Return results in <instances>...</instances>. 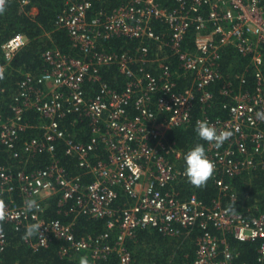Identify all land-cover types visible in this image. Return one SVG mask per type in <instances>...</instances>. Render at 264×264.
Instances as JSON below:
<instances>
[{"label": "built area", "instance_id": "1", "mask_svg": "<svg viewBox=\"0 0 264 264\" xmlns=\"http://www.w3.org/2000/svg\"><path fill=\"white\" fill-rule=\"evenodd\" d=\"M12 1L21 6L32 2L3 0L2 6ZM115 1V6L104 10L95 9L94 0H65L55 22L66 30L72 46L78 47L83 57H69L58 49L45 50L42 57L47 69L38 76L25 75L10 96L8 114L0 113V144L14 160L26 163L42 152L53 156L55 142L60 140L65 153L76 156L82 170L71 175L54 157L46 166L32 170L0 165V256L6 245L2 228L6 222L14 230H27L23 240L30 247H45L56 238L64 243L61 255L88 251L93 259L90 264H100L97 261L112 252L117 255V264H132L126 239L132 238L138 228L173 234L172 227L190 229L197 225L202 233L191 264H233L227 235L257 242V261L264 264V211L247 216L225 207L220 197L229 189L225 177H235L255 166L264 169V0ZM155 22L165 29L156 30ZM190 30L194 32L193 50L184 43ZM120 36L139 41L138 57L98 47L102 41ZM26 42L23 34L14 33L0 45L2 95L3 77ZM225 47L247 59L245 67L254 80L252 91L241 88L248 80L245 73H236L237 89L233 80L222 74L220 53ZM171 57L176 58L189 80V85L178 92L174 90ZM111 64L125 75L121 91L109 87L98 74L100 66ZM85 80L94 85L89 93L84 90ZM219 81L220 93L227 99L223 108L229 114L226 118H210L206 112L213 99L209 86ZM196 98L201 113L196 125L206 121L218 131L229 133L220 147L206 141L205 153L215 166L212 176L220 194L210 205L195 194L179 197L175 184L186 177L185 172L167 158L165 136L172 128L191 122ZM29 110L38 113L39 125L33 127L39 126L42 133L20 140V135L32 128L24 118ZM70 113L89 120L91 136L87 142L74 139L61 128L58 118ZM98 146L104 149L102 158L92 155ZM174 154L177 159L181 155L180 151ZM117 189L131 202L116 211L112 205ZM45 192L58 196V206L70 204L67 212L74 217L106 218L108 230L97 236L76 237L73 221L44 216ZM32 201L36 206L30 209L28 203ZM33 225H40V230L32 237L29 230Z\"/></svg>", "mask_w": 264, "mask_h": 264}, {"label": "trees", "instance_id": "2", "mask_svg": "<svg viewBox=\"0 0 264 264\" xmlns=\"http://www.w3.org/2000/svg\"><path fill=\"white\" fill-rule=\"evenodd\" d=\"M64 1L32 0L30 4L24 6H21L17 1H12L2 6L3 11H0V45L14 33L23 34L27 42L11 60L10 66L3 77L2 86H4L5 93L0 94L1 115L6 116L8 114L7 107L10 96L20 80L27 74L38 76L47 69L48 64L42 57L45 50L58 49L69 57H83V52L78 47L72 46L66 30L56 25L55 19L57 14L62 11ZM116 4L115 0H94L95 9L109 10ZM32 6L36 7V13L30 12ZM157 23L154 24L156 30L165 29ZM193 36L194 32L190 30L184 42L186 47L191 50H193ZM138 44L137 39L120 36L102 41L98 47H103V51L106 52L126 53L135 58L139 55L136 50ZM153 51L154 45H151L150 57L154 55ZM169 63L172 78L176 82L174 90L176 92L181 91L189 85V80L183 75L175 57H171ZM247 63V59L241 57L233 48L225 47L221 50L220 69L222 74L232 79L233 85L237 89L240 85L235 82L236 73H245L248 80L241 88H248L252 91L254 80L249 69L245 67ZM133 66L134 64H132V68ZM146 69L149 70V67L146 66ZM151 69L155 72V69ZM98 74L108 83L109 87L115 88L117 91L123 89L126 78L125 75L120 73L115 64L100 66ZM83 85L87 93L94 88V85L87 80L84 81ZM209 88L213 94V99L211 106L207 108V115L210 118H226L229 113L227 109L223 108V103L227 102V99L220 93L221 81L211 84ZM155 100L156 94L153 96L152 102L154 103ZM153 103L151 105L154 108ZM199 106L200 104L196 98L191 110V122L186 126L172 128L165 136V142L169 149L167 158L176 168L181 170L185 168L184 157L192 148L202 145L205 152L207 151L206 141L201 139L196 132L198 126L195 120L201 114ZM24 118L30 123L38 124L36 119L39 118V115L33 110H29L25 112ZM58 121L61 128L74 139L82 142H87L90 139L91 126L87 118L78 116L76 113H70L62 119L58 118ZM27 133L29 134L27 135ZM40 133L41 129L38 127L28 128L24 134L20 135V140ZM98 147L100 149L95 153V156L99 158L100 155V158H102L105 155L104 149L101 146ZM17 148H20V143L17 144ZM175 151H180L181 155L178 159L175 157ZM53 157L69 174L82 173L81 168L77 165L76 156L66 154L64 143L60 140L55 142L53 156L47 152L32 156L33 168L29 169L44 167L50 163ZM17 160L19 159L14 160L11 153L0 144V165L17 170ZM83 178L86 181L90 180V177L86 175H83ZM226 180L229 182V189L221 195L214 184L213 176L201 187L194 186L188 181L187 177H184L175 184V188L179 192L180 198L184 199L195 194L207 205L212 204L220 195L221 202L225 207L233 211L243 212L247 216H254L258 211H264V169L261 166L243 171L235 177H225ZM117 191L118 196L112 205L116 211L123 207V203L131 202L127 196H124V192L120 189H117ZM231 194L234 195L233 198ZM57 197V195H53L45 201L47 208L44 216L47 219L57 218L63 222L73 221V232L78 238L85 235V237L97 236L108 230L106 218L95 219L86 215L74 217V213L67 212L71 205L58 206ZM2 228L6 233V245L0 256V264H83L84 261L90 264L93 262L88 251H70L67 255H61L59 250L61 245L64 244L62 240L51 238L47 246L33 248L23 240V235L27 232L25 228L14 230L12 225L7 222L2 224ZM172 228L175 230L173 234L158 231L156 228H138L132 238L126 239V247L132 255V264H191L196 250L197 238L202 230L197 225L190 229L179 226ZM116 231L117 227L115 226L112 228V237L109 240L111 245H113ZM31 235L33 237V233ZM226 239L233 249V264H260L257 261V242L239 241L231 235H227ZM97 262L100 264H117V255L112 252L106 259Z\"/></svg>", "mask_w": 264, "mask_h": 264}, {"label": "clouds", "instance_id": "3", "mask_svg": "<svg viewBox=\"0 0 264 264\" xmlns=\"http://www.w3.org/2000/svg\"><path fill=\"white\" fill-rule=\"evenodd\" d=\"M2 4L3 0H0V11H3ZM196 132L201 139L214 144L216 147H220L223 142L228 139L229 136V133L218 131L215 127L209 125L206 121H202L198 124ZM184 160V172L188 181L196 187L204 186L208 179L212 176L215 169L213 162L207 158L204 147L202 145L195 146L187 152ZM20 163H23V161L17 160V166H19L18 164ZM25 170L30 169L25 168ZM35 206L36 205L34 201L28 203V207L30 209ZM39 230L40 225H33L29 230V234L31 235L33 232ZM83 264H87V262L84 261Z\"/></svg>", "mask_w": 264, "mask_h": 264}, {"label": "rangeland", "instance_id": "4", "mask_svg": "<svg viewBox=\"0 0 264 264\" xmlns=\"http://www.w3.org/2000/svg\"><path fill=\"white\" fill-rule=\"evenodd\" d=\"M30 10H31V11H30L31 13H36V12H37L36 7H34V6H32ZM29 133H32V132H29ZM29 133H27V135H28ZM32 134H33V133H32ZM94 157H95V155H94ZM31 159H32V157L30 158V161H28V162H26V163H20V164H18V165H19V166H24V167H21L22 169H23V168L25 169V167H26L27 169H29V168H31V167L33 166ZM14 164L16 165L15 162H14ZM32 168H33V167H32Z\"/></svg>", "mask_w": 264, "mask_h": 264}, {"label": "crops", "instance_id": "5", "mask_svg": "<svg viewBox=\"0 0 264 264\" xmlns=\"http://www.w3.org/2000/svg\"><path fill=\"white\" fill-rule=\"evenodd\" d=\"M28 125L29 126H31V127H33L34 125H37V124H33V123H28ZM39 125V124H38ZM61 126V125H60ZM38 128H39V126H37ZM40 129V128H39ZM38 133V132H37ZM41 133H42V131H41ZM41 133L40 134H35L34 136H38V135H41ZM21 167H24V166H17V169L18 168H21ZM26 168V167H25ZM53 196V194H51L50 195V193H47V192H45L43 195H42V198H44V200L42 201L43 203L46 201V199H50L51 197Z\"/></svg>", "mask_w": 264, "mask_h": 264}, {"label": "bare ground", "instance_id": "6", "mask_svg": "<svg viewBox=\"0 0 264 264\" xmlns=\"http://www.w3.org/2000/svg\"><path fill=\"white\" fill-rule=\"evenodd\" d=\"M100 148L99 147H96L93 151V154L92 155H95V153L99 150Z\"/></svg>", "mask_w": 264, "mask_h": 264}]
</instances>
